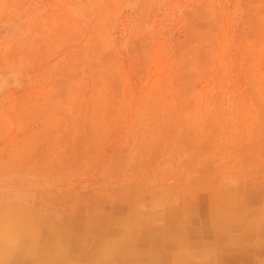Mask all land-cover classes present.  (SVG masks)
<instances>
[{
  "label": "rangeland",
  "instance_id": "374dc122",
  "mask_svg": "<svg viewBox=\"0 0 264 264\" xmlns=\"http://www.w3.org/2000/svg\"><path fill=\"white\" fill-rule=\"evenodd\" d=\"M248 244L264 249V0H0L1 264Z\"/></svg>",
  "mask_w": 264,
  "mask_h": 264
},
{
  "label": "crops",
  "instance_id": "0c3cea01",
  "mask_svg": "<svg viewBox=\"0 0 264 264\" xmlns=\"http://www.w3.org/2000/svg\"><path fill=\"white\" fill-rule=\"evenodd\" d=\"M248 244L240 250H234L233 254L216 256L212 251V260L207 259L209 252L199 247H193L189 250L176 251V254H170L168 259L156 260L152 254L147 264H264V249L255 248ZM173 250V249H172ZM233 251V250H231ZM1 264V262H0ZM6 264V263H5Z\"/></svg>",
  "mask_w": 264,
  "mask_h": 264
},
{
  "label": "bare ground",
  "instance_id": "6f19581e",
  "mask_svg": "<svg viewBox=\"0 0 264 264\" xmlns=\"http://www.w3.org/2000/svg\"><path fill=\"white\" fill-rule=\"evenodd\" d=\"M54 256V255H53ZM66 264V263H65Z\"/></svg>",
  "mask_w": 264,
  "mask_h": 264
}]
</instances>
